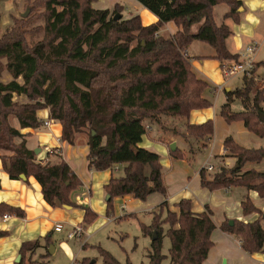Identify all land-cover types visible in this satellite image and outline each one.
I'll list each match as a JSON object with an SVG mask.
<instances>
[{
    "label": "trees",
    "instance_id": "1",
    "mask_svg": "<svg viewBox=\"0 0 264 264\" xmlns=\"http://www.w3.org/2000/svg\"><path fill=\"white\" fill-rule=\"evenodd\" d=\"M98 1H35V5L44 8L40 15L44 21L41 28L44 37L32 46L26 41L27 32L23 31L27 19L16 21L12 30L1 34L0 11V75L7 70L13 77L9 83L0 82V150L10 153L2 156V162L11 180H21L22 175L27 179L34 177L49 205L76 207L71 194L82 182L73 168L62 159L57 164L39 160L27 146L30 133L22 134L8 119L14 115L21 129L35 130L44 125L38 111L49 109L51 120L62 127L63 141L74 145L80 134L88 132L90 169L107 171L115 165H124V175L113 176L105 186L109 197L107 215L113 218L115 198L130 196L145 202L152 194L167 197L161 155L141 146L148 124L177 135L176 131L166 128L163 119L184 121L185 133L181 137L190 147L187 152L180 147L175 151L170 149L174 160L191 162L210 145L214 121L190 122L192 111L212 107L204 98L209 85L195 74L192 58L186 52L194 41L210 45L215 50L212 58L220 63L227 77L228 64L240 61L241 56L228 48L227 40L233 32L226 21L239 24V9L243 4L241 0H135L158 19L151 25H143L140 15L124 18L123 4L99 10L93 7ZM222 4L229 11L219 24L214 11ZM117 14L121 15L118 20ZM169 22L182 29L170 36L161 34ZM199 23L202 25L198 32L191 33V27ZM259 67L256 63L251 76H243L241 88L226 92L220 116L229 125L242 122L247 131L264 138V121L259 117L264 88L254 92V75ZM20 78L22 84L18 82ZM14 94L26 95L30 103L14 102ZM236 101H240L242 111L232 110ZM191 138L197 148L190 142ZM223 148L221 157L234 158L235 166L222 163L216 171L203 168L202 187L211 192L244 188L264 199V173L245 169L264 161V148H247L232 135L224 139ZM241 206L245 216L255 213L260 215L259 219L252 223L238 220L231 223V219L225 218L218 228L237 239L247 254L264 253V211L250 196L243 199ZM176 207L177 212L171 211L165 201L152 213L149 225L142 223L145 237L157 234L147 255L149 264L165 261L203 264L214 246L211 236L217 229L216 210L206 205L202 213H193L189 200H182ZM82 208L85 229L97 214L89 207ZM5 214L25 216L23 210L1 203L0 217ZM128 217L134 214L116 220ZM5 235L6 232L0 231V236ZM166 236L170 240L168 255L163 253ZM45 241L49 245L50 237ZM40 246L39 241L23 244L17 264H33L25 260V253L31 254ZM98 251L102 264H122L107 250L98 247ZM47 257L48 254L43 258ZM90 261L84 258L78 264H91ZM125 264L132 263L127 260Z\"/></svg>",
    "mask_w": 264,
    "mask_h": 264
},
{
    "label": "crops",
    "instance_id": "2",
    "mask_svg": "<svg viewBox=\"0 0 264 264\" xmlns=\"http://www.w3.org/2000/svg\"><path fill=\"white\" fill-rule=\"evenodd\" d=\"M122 1L132 4L136 11L129 12L128 16L125 15L126 17H129L131 14L140 15L143 25H151L157 22L158 19L155 15L151 12L147 13V9V11H143L134 0ZM241 1L243 5L239 9L241 13L240 23L235 24L231 20L226 21L233 32L232 36L227 40L228 48L231 52L238 54H241L252 43L256 45L264 43V0ZM117 3H119L118 0H99L93 7L99 10L112 9ZM221 6H224V9H220L222 8ZM140 10H142L141 13H139ZM217 10L222 11L223 15H220V18H222L220 21H223L224 14L229 11V7L225 4L218 5L214 11L215 15ZM201 25L202 23L193 25L191 27V33H197ZM181 29L175 23L169 22L163 26L160 33L170 36L176 34ZM192 46L194 45L192 44L187 50V55L188 57H199L198 61H191L192 68L200 79L208 83L209 88L205 91L204 98L213 106V97L218 93L219 87H221L219 83L225 77L221 71L220 63L212 58L215 55L214 49L213 51H209L205 47L199 48V52L196 55L193 52ZM208 68L215 72L213 73L214 81L210 80L204 73ZM222 90H225V88H222ZM228 91H231V89H226L225 94ZM14 95L15 99L20 100L21 103L29 102L25 95ZM208 109L210 108L192 111L190 114V122L193 124H201L211 119V116L213 117L214 114L207 111ZM42 112L43 117H47L49 119L47 121L50 122L49 126H42V128L44 127L46 129L45 132L21 129L19 120L16 117L10 118L13 124L12 126L20 130L22 134L30 133V136L26 138L27 146L33 151L40 150V153L37 154L39 160L57 164L62 159L73 168L82 182L81 186L71 194V200L77 206H71L69 209L65 206L54 208L49 205L44 199L41 185L34 177L24 180H11L5 172L2 162V156L9 155L10 153L0 150V204L4 203L25 212L24 217L5 214L9 216L7 221L3 220L4 215L0 217V231L7 233L5 236H0V264H17L22 256L21 248L23 244L37 241L41 243V246L31 254L25 253V260L27 262L39 257L43 264H47L51 255L53 253L58 254L60 250L62 253L59 254H62L66 259L64 264H78V255L82 251L80 249H74V247L64 241H61L57 247L53 243L54 238L64 232L65 225L71 228L70 231L75 226H82L85 215V210L82 207H89L99 215L106 214L108 216L107 203H105V195H107L105 186L114 176V172L119 171L120 166L124 167V165H115L113 169L107 171L90 169L87 161L89 152L88 140L84 142L83 136L79 135L74 145L63 141L61 125L51 120L49 109H45ZM37 115L39 116L38 113ZM214 122L215 131L217 129L218 132V140L216 142H220L216 143L214 145L215 147H213V153H217L216 157H218V164L213 165L215 168L223 162L222 158H219L224 154L222 142L227 136L231 135V132H229V128L231 127L217 114L214 115ZM35 135L38 137L37 142L32 141ZM254 136L256 139L259 138L256 135ZM172 143L176 144V148L180 147L183 150L186 148L184 142L180 143L174 137L166 138L155 124L150 125V131L144 136L141 146L153 151L156 149L161 155V163L163 161L162 159H165L164 163L166 166H163V173L167 187V197L165 198L161 194H152L145 202L133 199L130 196L118 197L117 199L123 201V210L128 215L134 214L135 216L140 212L147 213L151 222L152 213L157 211L159 205L165 201L169 209L173 212L178 211L176 205L182 200H189L191 202V211L196 214L205 211V206L209 205L216 210L215 223L217 229L211 236L214 246L209 250L207 259L203 264H264V253L247 254L242 250L240 242L237 239L223 233L218 228L219 223L225 218L245 223L256 221L260 215L253 213L245 216L241 206L242 201L246 196H250L264 211V199H261L257 192H248L244 188H232L230 190L214 192L203 188L200 172L206 167L200 165L197 169H194L185 160H173L170 156V146ZM53 151H55V154ZM225 163L229 166H235L236 160L234 158H225ZM245 169H255L258 172L264 173V161L261 164L248 165ZM107 220L111 222L112 218L108 216ZM59 224L63 226L62 232H57L55 229ZM86 235L87 229L85 228L84 238ZM47 236L50 237L51 242L46 246L45 239ZM147 238L152 243V237ZM85 245L87 249L89 243H84L82 250H86L84 248ZM52 247L53 250H51ZM92 247H96L98 250V246ZM47 254L48 257L43 258ZM87 258L91 257L89 256Z\"/></svg>",
    "mask_w": 264,
    "mask_h": 264
},
{
    "label": "rangeland",
    "instance_id": "3",
    "mask_svg": "<svg viewBox=\"0 0 264 264\" xmlns=\"http://www.w3.org/2000/svg\"><path fill=\"white\" fill-rule=\"evenodd\" d=\"M35 1H38V0H1V4H0L1 34L5 35L10 30H12L16 21L27 19V26L23 28V31L27 32L25 34L26 41L31 46L41 41L42 38L44 37L43 31L41 30V28L44 27V21H43V18L40 17V15L41 13H43L44 8L35 5ZM118 2L125 6V10L123 14L124 18L128 16L129 12L131 11L136 12L132 4H129L126 1H122V0H118ZM136 3L141 7L143 11L144 10L147 11L138 2ZM221 7L222 8L220 9H224V6H221ZM142 10H140L139 13H141ZM27 11H29L28 16L23 17V14H25ZM147 13H150V12L147 11ZM220 15H223L222 11L217 10L216 15H215L216 19L218 22H220L219 24H222V22L224 21H220L222 20V18H220ZM145 19L147 18L145 17ZM192 44L194 45L192 46L193 52L196 55L199 52V48H203V47H205V49H209V51H213V48L210 45L205 44L203 42L194 41ZM192 55L195 56L193 53ZM254 57H255L256 63L260 64V67L258 68V70L260 69V71L257 70L258 72L256 71V74L254 75L255 77L254 92H255V90L264 88V43L258 44V49ZM191 58H192V61L199 60V57H191ZM2 62L3 64H5L6 59H4ZM206 72H204L206 76H208L210 80L214 81L213 73L215 72L211 71L209 68L206 70ZM12 80H13V77L7 70H4L2 74L0 75V82L2 83L6 84ZM18 82L22 84L23 80L20 78L18 79ZM219 84L222 88H225V90L226 89L235 90L237 88H241L243 86V75L239 74V75H232V76L225 77ZM225 90H219L218 93L213 97V102H214L213 106L207 110L211 114H214V115L217 114L219 117H221L220 110H221L222 105L226 102L225 101L226 100ZM254 92L252 95H254ZM14 96L15 95H13V101L20 105L30 103V100L26 95L25 96L29 100V102L27 103H21L20 100L18 101L17 99H15ZM261 109L262 111H259V113L264 114V102L261 104ZM44 110L45 109H41L38 111V114L40 116L38 117L42 121H47L49 119L47 117L46 118L43 117L42 111ZM232 110L242 111V106H241L240 101H236L234 103ZM214 115L213 117L211 116V119L213 121H214ZM11 117H16V116L14 115L9 116L8 122L10 125H13L11 123V119H10ZM163 120H164V123L167 129L174 130L178 134L173 135L172 131H162L161 130L162 134L166 138L174 137L178 139L180 143L184 142L186 144L185 151L187 152L190 146L181 137V134L185 133V128L183 126L184 121H181V120L178 121V120H173V119H163ZM150 125L151 124H148L147 127H150ZM230 127L231 128H229V132H231V135L245 147L247 148H262L263 147L264 148V138L259 137L256 139L253 133L247 131L244 128L242 122L232 123L230 124ZM35 130H38L37 132H45L46 129H44V127L43 128L40 127ZM218 131L220 132V130ZM217 133L218 132L216 129V131L214 132L212 142L208 146V148L203 149L198 154H196L195 158L191 162H189L188 160H185L186 162L190 164L192 168L197 169L198 166L203 165L207 169L209 165L218 164V157H216L217 153L216 154L213 153V147H215L214 145L216 143H220V142H216L218 140ZM80 135L83 136L84 142L88 140V132L82 133ZM37 138L38 137L35 135L32 141L37 142L38 141ZM190 142L194 143V139L191 138ZM201 144H199L198 146H201ZM194 146L197 148V145L195 143H194ZM55 151H53L54 154H55ZM154 152L158 153L156 149H154ZM187 158H189V154H187ZM219 158H222L223 160L222 163H225L224 157H219ZM162 160H163L162 166H166L164 163L165 159H162ZM222 163H220L219 165H221ZM119 168H120L119 171L114 172L115 177L124 175V167L120 166ZM217 168L218 166L215 167L213 171H216ZM105 196H106L105 203H107L106 202L107 195ZM96 214H97V218L95 219V221L91 223L90 225L86 226L87 235L85 238L83 236L82 239L80 238L68 239V233L70 232L71 228L68 225H65L64 232L61 235L54 238V242H53L54 245L58 247L60 245V242L64 241L68 243L70 246L74 247V249H78V250L80 249V251L82 252L78 255L79 256L78 262L90 256L91 258L89 259L91 260L90 261L91 263L92 261H95L94 264H102V258L99 254V251L97 250L96 247L95 248L92 247V246H98L110 252L122 264H125L127 260H129L132 264H149V259L147 255L151 249V242L147 237L143 235L142 227H141L142 223L147 224V225L151 223L147 213L140 212V213H137L136 216L134 215V217H128L126 219L116 221V218L124 217V216H127L128 214L125 212V210H123V201L121 199L119 200L115 198L113 201V218L111 222L107 220L108 216H106V214H102V215H99L98 213ZM167 229L168 227L165 226V230ZM86 242L89 243V246L86 250L84 249L82 250L83 244ZM169 249H170V240L166 236L163 240V253L165 255H168ZM59 253H62V251L59 250L58 254L53 253L51 255V258L47 261V264H64L66 259L63 257L62 254H59ZM40 259L41 258L39 257L35 260L32 259L30 263L42 264ZM167 263L168 261H165L163 264H167Z\"/></svg>",
    "mask_w": 264,
    "mask_h": 264
},
{
    "label": "built area",
    "instance_id": "4",
    "mask_svg": "<svg viewBox=\"0 0 264 264\" xmlns=\"http://www.w3.org/2000/svg\"><path fill=\"white\" fill-rule=\"evenodd\" d=\"M258 49V45H256L255 43H252L250 45H248L245 50L240 54L241 58L240 61L238 62H231L228 64L226 70H225V74L226 76H232V75H247V76H251L252 71L255 69L256 67V61H255V53ZM186 56L187 52H186ZM219 90H222V87H219ZM45 126H49L50 122L46 121L44 122ZM147 131H150V127H147ZM207 169L209 171H213L214 167L213 165H209L207 167ZM9 219L8 215H4L3 220L7 221ZM56 231L57 232H62L63 230V226L61 224L56 226ZM85 235V229L79 225V226H75L73 227V229L68 233V238L69 239H74V238H80L82 239L83 236Z\"/></svg>",
    "mask_w": 264,
    "mask_h": 264
},
{
    "label": "water",
    "instance_id": "5",
    "mask_svg": "<svg viewBox=\"0 0 264 264\" xmlns=\"http://www.w3.org/2000/svg\"><path fill=\"white\" fill-rule=\"evenodd\" d=\"M28 14H29V11H27L25 14H23V17H27ZM120 17H121V15L120 14H117L115 16V19L118 20V19H120ZM259 117L264 121V114L263 113H259ZM170 149H171V151H175L176 150V144L175 143H172L171 146H170ZM35 153L36 154H39L40 153V150L39 149L35 150ZM21 179H23V180L26 179V176L25 175H22L21 176ZM106 200H109V197L108 196H107V199ZM65 207L66 208H69V209L71 208V206H65ZM231 223H233V220L231 221ZM156 237H157V234H156V232H154L153 233V236H152V241L155 240ZM52 250H53V247H52ZM94 263H95V261H92L91 264H94Z\"/></svg>",
    "mask_w": 264,
    "mask_h": 264
}]
</instances>
